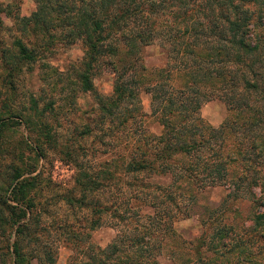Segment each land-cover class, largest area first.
<instances>
[{"label": "trees", "instance_id": "obj_1", "mask_svg": "<svg viewBox=\"0 0 264 264\" xmlns=\"http://www.w3.org/2000/svg\"><path fill=\"white\" fill-rule=\"evenodd\" d=\"M20 2L0 0V14L11 22L6 29L36 38L13 34L9 46H0L7 85L0 89V264H56L55 248L41 242L45 228L38 218L46 209L35 201L41 183L36 162L46 148L57 149L71 163L73 186L60 200L87 210L90 230L103 213L120 222L125 217L92 198L113 188L108 166H121L123 174L136 179L142 173L148 179L169 177L164 186L151 184L165 192L144 193L152 215L132 211V227L111 223L116 233L108 243H86L78 249L82 257L70 255L67 264H264V0H32L27 17L19 14ZM59 40L66 45L79 41L82 47L80 59L64 71L44 61ZM151 44L163 49L162 66L144 64L140 51ZM37 62L42 84L35 95L27 94L31 117L23 104L19 109L12 105V82ZM98 62L111 69L109 95L94 91ZM140 90L149 96L148 114ZM86 92L93 93L97 113L92 126H82L81 137L95 128L102 133L94 137L102 143L105 119L142 137L121 156L122 165L107 159L86 165L79 158L82 146L64 143L53 131L61 106H72L76 94ZM211 98L226 110L217 126L199 116L201 104ZM39 101L44 102L40 107ZM49 114L52 122L45 118ZM147 115L161 126L158 134L145 131ZM18 125L34 135L8 148L5 133ZM22 148L33 155L25 156ZM176 156L185 163L177 165ZM215 186L225 194L211 206L200 205L199 233L185 249L175 247L163 255L165 237L175 232L173 222L196 204L197 193ZM176 187L189 205L182 212L172 193ZM244 199L251 204L246 218L238 210ZM160 228L166 231L157 238L154 232ZM80 237L70 233V239Z\"/></svg>", "mask_w": 264, "mask_h": 264}, {"label": "rangeland", "instance_id": "obj_2", "mask_svg": "<svg viewBox=\"0 0 264 264\" xmlns=\"http://www.w3.org/2000/svg\"><path fill=\"white\" fill-rule=\"evenodd\" d=\"M34 9V4L32 0H21L19 5V14L21 17H27L29 13ZM2 23L4 26L0 27V46H9L10 40L13 34L18 35V33L13 32V29H6V27L11 26V22L3 14ZM28 32L26 31L25 34ZM22 39H29L30 41L36 39L32 35L21 36ZM38 39V38H37ZM82 56V47L79 41L73 44L66 45L64 42L59 40L52 48L48 55L44 58V61L48 65L57 69V71H64L68 65L77 61ZM140 56L143 59L144 64L149 67L162 66L165 62V54L163 49L158 44H151L144 46L140 51ZM99 63V62H98ZM38 62L31 66L29 72H22L21 75L14 79L12 84L14 86L12 105L19 109L20 105L25 106L26 114L30 113L32 117V112L28 109V97L27 94H36L40 88L42 82L39 80V74L41 69L38 68ZM23 69V66H22ZM3 70L1 69L0 61V89H4L7 85L2 79ZM93 88L94 91L101 95H109L111 93L112 85V72L108 65L100 62L96 67L95 75L93 76ZM56 96V94H54ZM75 104L68 105V107L62 105L61 109L57 113L56 120L59 125L53 129L56 134H60L62 137L59 140H63L69 145L75 147L76 145H81L83 150L79 151V158L86 165H91L95 167L104 162L105 159L109 160L110 163L113 161L116 165L121 163V156L126 155L128 151H132V144L134 140L142 138L137 134L131 135L130 130L125 127L116 125V123H108L105 119L103 129L106 132L104 137H102L103 142H99V138L94 137V135L99 134L95 128H92L90 136L81 137L79 131L82 130L83 125L93 124V119L96 116L97 109L96 103L93 100V93H78L76 94ZM139 100L141 107L145 113H149V96L144 91H139ZM61 103L59 100L54 104L58 105ZM44 102L39 101L38 107L42 106ZM226 110L224 104L217 98H211L203 102L199 108V116L208 124L212 126H217L221 120L225 117ZM54 116L46 115V119L52 122ZM16 119V118H13ZM17 120V119H16ZM143 122L145 126V131L147 133L158 134L161 130V126L155 121V119L147 115ZM5 140L7 143L6 147L15 145L22 140V136L34 135L29 131L24 130L22 125L15 126V129L7 131L5 133ZM75 136V139H69L68 137ZM68 139V140H67ZM137 143V142H135ZM84 147L86 150H84ZM96 149V151H94ZM25 156L33 155L30 149L22 148ZM102 151H107L106 154H102ZM91 152V153H90ZM107 156V158H104ZM113 159V160H112ZM175 163L180 165L182 162L185 163L186 159L182 156H176L174 158ZM9 159L2 162V164L9 163ZM31 163V162H30ZM37 169L40 172V190L36 192L35 201L42 203L45 207V212L40 213L38 218V225L45 228L41 232V242H47L52 248H55V263L56 264H67L70 255L73 257H82L81 253L78 254V249L90 242L94 245H99L103 247L108 243L115 235L116 229L112 228L111 223H117V227L121 229L126 226L123 224L127 223L128 227H132V211H137L136 213L141 216L152 215L153 208L147 204H144V193L146 191H152L153 193L160 194V192H165L164 190L158 191L151 187L152 183H159L164 186L168 183V176H154L149 179L145 177L146 174H139L141 179H136L133 174H123L121 166H108V170L113 172L114 178L111 187L100 190L98 195H93L92 198L95 199L99 197L98 201L105 205H110L113 209L124 214V219L120 222L117 219L110 217L108 213H103L100 217L99 225L94 229H88V217L89 214L84 208L77 207L76 204L68 206L62 200H60L61 195L68 194L70 187L73 183V173L74 169L71 163L63 160L62 156L58 153L57 149L52 150L46 148L44 150V155L37 162ZM142 185V186H141ZM143 190H140V188ZM178 187L173 188V195H178ZM172 188L170 189V191ZM139 191L143 192L139 194ZM77 194V192H76ZM225 194V190L220 186L211 187L204 189L197 193V200L194 206H189L185 204L182 196H176L175 202L182 212L184 207H188L186 214L182 212L180 216L173 222L174 233L167 235L164 239V249L161 251L163 255L169 254L170 250H174L175 247L182 250L188 247L189 241L192 237L197 235L200 231L199 218L203 215L201 214L202 208L200 205L211 206L214 202H218L220 197ZM152 197V196H150ZM185 205V206H184ZM126 209V212L123 210ZM238 210L240 211V217L246 218L251 212V204L247 199L238 203ZM189 213V214H188ZM185 215V217H184ZM231 215V212H229ZM123 223V224H122ZM65 226V227H64ZM117 228V229H118ZM68 231V232H66ZM77 232L82 237L78 239H70L71 232ZM166 231L165 228H160L154 232L157 238H160L162 233ZM88 235V236H87ZM75 248L73 253L71 252V247Z\"/></svg>", "mask_w": 264, "mask_h": 264}]
</instances>
